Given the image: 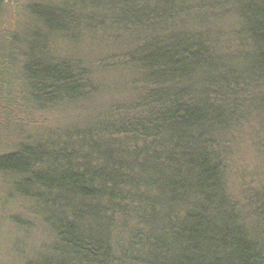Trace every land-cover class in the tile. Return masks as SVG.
Returning <instances> with one entry per match:
<instances>
[{
	"label": "trees",
	"instance_id": "1",
	"mask_svg": "<svg viewBox=\"0 0 264 264\" xmlns=\"http://www.w3.org/2000/svg\"><path fill=\"white\" fill-rule=\"evenodd\" d=\"M26 1L0 87L80 111L52 150L0 154L9 198L50 224L27 264H264V180L232 181L242 142L264 155V0Z\"/></svg>",
	"mask_w": 264,
	"mask_h": 264
},
{
	"label": "rangeland",
	"instance_id": "2",
	"mask_svg": "<svg viewBox=\"0 0 264 264\" xmlns=\"http://www.w3.org/2000/svg\"><path fill=\"white\" fill-rule=\"evenodd\" d=\"M26 2V0H14V3L6 8V14L0 22L3 33L14 28L17 19L23 13L22 7ZM95 41L84 43L83 47L79 48L80 51L74 54L85 56L94 53L92 57L98 56L99 51L95 50ZM64 54H67L65 50L60 57L64 58ZM117 78L119 77H115ZM126 78L124 85L127 86L132 81V77ZM114 84L119 85L117 82ZM20 88L22 87L18 80L12 81L11 86L0 87V154L14 150L19 143L28 139L35 145H43L47 150H52L51 144L57 142V138L50 132L67 126L71 120L77 119L80 116L79 108L37 107L31 101L24 99ZM104 100H110L109 96L104 95L92 104L94 111L102 109L101 104ZM41 133L44 135H39ZM37 135L42 137L41 143L32 140ZM248 137L251 136L248 135ZM34 139L37 140V138ZM58 139L61 144L66 141L63 133ZM246 140L242 142L241 150L234 161L232 181L237 183L240 180L249 179L258 183L264 180V155L256 150L254 143H247ZM6 189H8L6 176L0 175V264H27L29 256L49 254L52 233L50 224L38 214L40 205L33 202L29 204L25 201L21 202L16 197L9 198L12 192H16L14 190L8 192ZM28 205L36 212L35 214L28 212ZM37 214L39 218L36 217ZM29 221L37 227L32 230L26 224ZM38 229L40 233H43L40 236Z\"/></svg>",
	"mask_w": 264,
	"mask_h": 264
}]
</instances>
